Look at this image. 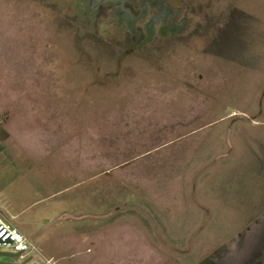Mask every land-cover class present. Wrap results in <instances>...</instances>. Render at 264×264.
Instances as JSON below:
<instances>
[{
	"label": "rangeland",
	"instance_id": "1",
	"mask_svg": "<svg viewBox=\"0 0 264 264\" xmlns=\"http://www.w3.org/2000/svg\"><path fill=\"white\" fill-rule=\"evenodd\" d=\"M190 5L127 55L117 5L0 0V181L84 212L71 264H264V0Z\"/></svg>",
	"mask_w": 264,
	"mask_h": 264
},
{
	"label": "crops",
	"instance_id": "2",
	"mask_svg": "<svg viewBox=\"0 0 264 264\" xmlns=\"http://www.w3.org/2000/svg\"><path fill=\"white\" fill-rule=\"evenodd\" d=\"M18 171L15 176L10 174L7 181H0V218L30 241L35 248L32 252L34 257L39 260L50 259L53 264H71L83 253H91L90 244H93L98 230L85 229L87 220L84 212L73 206L69 208V204L62 202L46 205L51 196L45 192V180L26 178L32 170ZM94 214L98 216L99 213L92 211L91 215ZM61 230H65V236L62 237L65 238L57 242L59 248L52 250L48 245L49 240L61 237ZM61 240L64 244L60 243ZM62 245H65L66 250L60 249ZM82 246L86 247L85 250Z\"/></svg>",
	"mask_w": 264,
	"mask_h": 264
},
{
	"label": "flooded vegetation",
	"instance_id": "3",
	"mask_svg": "<svg viewBox=\"0 0 264 264\" xmlns=\"http://www.w3.org/2000/svg\"><path fill=\"white\" fill-rule=\"evenodd\" d=\"M77 4L84 2L85 5L92 4L96 11L104 8L114 7V11L120 17L118 24H126L127 33L130 35L131 47L124 51V54H131L134 51V46L139 44V47L144 42L153 40L157 31L160 36H165L168 32L176 33L183 26L186 15L194 11L190 5L194 0H76ZM140 8L142 14L134 18L132 10ZM148 9L155 11L154 14L146 20ZM143 22L142 28L138 27V23ZM157 25H159L157 29ZM146 32V41L139 42L141 31ZM86 34L82 24L79 26V37L83 38ZM133 45V46H132ZM80 47V44L78 45Z\"/></svg>",
	"mask_w": 264,
	"mask_h": 264
},
{
	"label": "built area",
	"instance_id": "4",
	"mask_svg": "<svg viewBox=\"0 0 264 264\" xmlns=\"http://www.w3.org/2000/svg\"><path fill=\"white\" fill-rule=\"evenodd\" d=\"M0 241L6 247L11 248L12 253H20L19 257L5 262H13V264H53L52 260H39L32 254L35 248L30 241L23 236L17 229L13 228L0 218ZM9 264V263H5Z\"/></svg>",
	"mask_w": 264,
	"mask_h": 264
},
{
	"label": "water",
	"instance_id": "5",
	"mask_svg": "<svg viewBox=\"0 0 264 264\" xmlns=\"http://www.w3.org/2000/svg\"><path fill=\"white\" fill-rule=\"evenodd\" d=\"M0 246H5V244L2 243V241H0ZM19 255H20V253H12V252H7V251H0V264H5V263L13 264V262H5L1 258L14 259V258L19 257Z\"/></svg>",
	"mask_w": 264,
	"mask_h": 264
}]
</instances>
